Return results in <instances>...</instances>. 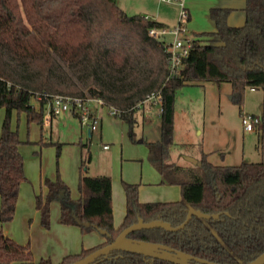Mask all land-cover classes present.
I'll use <instances>...</instances> for the list:
<instances>
[{
	"label": "trees",
	"instance_id": "1",
	"mask_svg": "<svg viewBox=\"0 0 264 264\" xmlns=\"http://www.w3.org/2000/svg\"><path fill=\"white\" fill-rule=\"evenodd\" d=\"M232 8L211 7L215 30L195 32L188 54L170 74L167 45L149 34L160 22L128 14L116 0H0V107L5 110L0 135V222L14 217L18 193L26 180L21 140L10 124L12 111L24 112L27 123L41 124L50 95L99 97L114 107V116L138 142L134 113L157 92L160 139L145 141L148 160L162 183L177 184L181 198L141 201L138 184L122 181L125 213L113 221L111 177L89 175L90 154L81 158L78 197L69 195L62 179H44V197L35 196L41 223L50 225V203L60 194L59 219L81 233H101L104 241L64 255L68 264L109 242L141 218L177 226L190 207L218 217L192 215L175 231L160 226L131 231L128 236L181 250L215 264H246L264 251V0H245L243 24L227 23ZM199 81L228 82L230 98L242 113L245 88L262 89L261 124L257 131L260 160L234 165L210 162L180 166L170 161L174 145V110L178 90ZM35 98L38 106L31 103ZM80 147L85 144L80 143ZM88 222L89 225H83ZM96 264H175L143 254L112 250ZM192 262H194L192 260ZM0 264H54L34 261L28 245L19 244L0 229Z\"/></svg>",
	"mask_w": 264,
	"mask_h": 264
},
{
	"label": "rangeland",
	"instance_id": "2",
	"mask_svg": "<svg viewBox=\"0 0 264 264\" xmlns=\"http://www.w3.org/2000/svg\"><path fill=\"white\" fill-rule=\"evenodd\" d=\"M123 1L130 7L128 14L140 13L137 9H144L143 3L147 4L145 6L148 8H153L158 3V0ZM178 1L164 2L176 5L173 7L176 18L174 25H168L170 28L175 26L179 20ZM183 1L188 9L186 0ZM195 27V22L188 19L186 35L183 34L181 37H194L195 32L207 30ZM173 39L171 34L165 36V41L170 42ZM230 94L231 85L228 82L199 81L185 85L178 90L175 100V144L172 147L174 160L185 163L184 157H181L179 153L195 154L202 150L207 151V158L212 163L219 165H234L260 160V153L257 149V131L247 132L243 129L239 106L232 102ZM262 98V89L245 88L242 111L260 115ZM151 100H147L142 106L147 110L154 107L157 111L158 99L156 102ZM31 103L38 106L35 98L31 99ZM87 105L93 109L97 107L98 125L101 120L103 127L101 137L98 135L99 130L96 129L93 131L92 138L89 139L87 127L81 126L78 117L69 110L62 116L47 117L45 107L41 124L36 121L27 123L24 112L14 110L11 113V127L17 130L21 140L20 151L26 180L22 182L19 189L14 217L8 222H0V229L3 232L7 230L6 233L19 244L28 245L35 262L41 258H50L53 263H58L63 255L60 254L62 242L66 239L64 232L58 228L62 224L59 219V200L55 199L50 203L49 227L46 228L41 223L35 196L38 194L45 196L44 179L59 177L68 186L70 197L75 199L78 197L77 182L81 157L84 158L87 153L91 155V160L87 164L89 175L101 172L109 174L112 180V178L121 176L123 164L128 165L133 162L124 161L126 158L132 159L128 156L127 147L136 153L145 150L144 144H132L129 141L126 135L128 126L122 125L121 121L110 113L108 106L97 105L94 100H89ZM3 115L4 109L0 107V135ZM114 139L118 141L115 142ZM188 141L190 145L184 146L183 143ZM80 143L85 144V147L81 148ZM104 143L108 144L109 149H103ZM117 144L123 147V153L119 154V148L117 155L111 156ZM145 163L147 166V161ZM118 181L123 190L122 181L125 180L121 181L119 178Z\"/></svg>",
	"mask_w": 264,
	"mask_h": 264
},
{
	"label": "crops",
	"instance_id": "3",
	"mask_svg": "<svg viewBox=\"0 0 264 264\" xmlns=\"http://www.w3.org/2000/svg\"><path fill=\"white\" fill-rule=\"evenodd\" d=\"M164 2L165 1L158 0V3H156V6L153 8L152 7L148 8L147 6H145L147 4L143 3L145 8L137 9L140 12L137 14L143 15L149 19L160 22L164 26L173 24L176 18L173 7L174 6L176 7V5L174 4L172 5ZM116 3L126 13L128 12L130 7L123 0L122 1L116 0ZM244 3L245 0H186V4L189 10V20L192 19V22H195L196 24L195 28L207 29L205 31L215 30V23L210 18L209 15V9L211 7L232 8V10L230 11L227 17V23L232 26H238L243 24L245 20V12L243 10ZM94 109L95 112L97 113V107H95ZM154 109L155 108L152 107L151 110L150 109L147 110L144 108V106L141 105L138 108V110L134 113V117H135L134 131L136 134V138L138 139V142H132L129 139V137L128 136L127 137L132 144H144L145 150L143 151L140 150L138 151V153H136V151L127 147V149H129L128 156L132 159L129 160L126 158L124 161L127 160L133 162H131L132 164H128V165L123 164L124 166L123 165L121 166V176L115 179L112 178L111 180L113 221L116 226H118L121 223L125 213V194H124V190H122L121 186L118 183L119 178L121 181L125 180L131 183L138 184V196L141 201H172L181 198L180 186L177 184L162 183L161 182L162 177L160 173L148 160V148L145 144V141H156L160 139V114H159L160 107L158 108L157 111H155ZM4 115H5V110H4ZM175 116H176V110H174V122L176 120ZM121 123L122 125H126L122 121ZM101 128L103 127L101 124V120H99V125L97 128V130H99L98 131L99 137L102 136ZM87 131H88V138L89 139L92 138L94 130H91L87 127ZM114 141L117 142L118 140L114 139ZM183 144L184 146H186L189 144V141L184 142ZM104 145H108V144L104 143L103 149L105 150L109 149L108 147L104 148ZM119 148H120V152L118 150ZM122 148H123L122 146H118L117 144V148L111 152V156L117 155L118 152L119 154H122L123 153ZM19 151H20V145H19ZM202 153H206L208 155L207 151L205 150H202L201 152H197L195 154L191 152H184L181 154L179 153V155H181V157H184L183 159L185 160V163H182L174 160L173 149L171 148L170 161L180 166H194L197 165V161H200ZM145 154L146 157H144ZM146 158L147 160H145ZM191 159L195 160L196 163L192 162ZM90 160H91V155H90ZM145 161H147L149 166L148 165L146 166ZM88 168L89 166H87V169ZM90 175H109V174H104L100 172V173H92V174L90 173ZM58 228L61 231H63L66 236V239L62 242V246H61L60 254H63L61 258L66 254L79 252L80 249L82 248H89L104 241V237L97 230L81 233L80 229L77 226L67 225V224H61ZM6 232L7 230L4 233L8 235Z\"/></svg>",
	"mask_w": 264,
	"mask_h": 264
},
{
	"label": "built area",
	"instance_id": "4",
	"mask_svg": "<svg viewBox=\"0 0 264 264\" xmlns=\"http://www.w3.org/2000/svg\"><path fill=\"white\" fill-rule=\"evenodd\" d=\"M161 1L170 2L173 0ZM178 5L180 6L179 20L175 26L172 28L168 26H162L158 28L153 27L149 30L150 35L158 37L164 42V44L167 45L166 48L169 53L170 74H174L178 71L183 58L188 54L192 44V37H181L186 32V21L189 19L188 9L185 7L183 0H179ZM167 34L173 35L174 39L170 42L165 41V36ZM156 99H158L159 102L158 93L153 92L141 102V105L147 100L156 102ZM89 100H94L97 105L108 106L112 115L115 116L117 114V110L114 107L105 104V102L99 97H81L54 94L50 95V98L46 103V116L50 117L51 115H62L64 112L69 110L78 117L82 126H86L91 130H96L98 128V117L96 115L95 109L87 105ZM240 120L243 129L247 132L258 131L261 124V118L259 115L243 111L240 114ZM107 147L108 145H104V148Z\"/></svg>",
	"mask_w": 264,
	"mask_h": 264
},
{
	"label": "water",
	"instance_id": "5",
	"mask_svg": "<svg viewBox=\"0 0 264 264\" xmlns=\"http://www.w3.org/2000/svg\"><path fill=\"white\" fill-rule=\"evenodd\" d=\"M191 161L195 162V160L192 159ZM197 164H200V161H197ZM62 197L63 194H60L57 197V200H60ZM192 215H197L204 218L218 217V214L210 215L203 213L198 209L190 207L188 209L185 220L177 226H172L170 223L162 221L160 219L144 222L141 218H138L137 222L122 229L118 233V235L108 244L97 248L86 256L68 264H96V258H98L99 256H106L112 250L135 252L152 258L166 260L175 264H215L214 262L195 257L181 250H176L165 244L138 240L128 236V234L133 230L141 228H151L156 226H160L169 231L179 230L184 227V225L189 221ZM82 224L85 226L89 225L88 222H82ZM100 233H104V231L102 230L100 231ZM192 260L194 262H192ZM246 264H264V251Z\"/></svg>",
	"mask_w": 264,
	"mask_h": 264
}]
</instances>
